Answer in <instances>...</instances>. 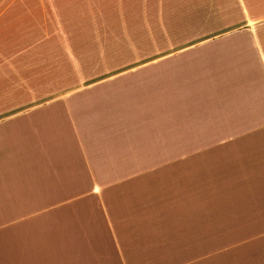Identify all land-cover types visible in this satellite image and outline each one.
Returning <instances> with one entry per match:
<instances>
[{"label":"crops","instance_id":"obj_1","mask_svg":"<svg viewBox=\"0 0 264 264\" xmlns=\"http://www.w3.org/2000/svg\"><path fill=\"white\" fill-rule=\"evenodd\" d=\"M63 10L84 60L120 64L10 99L0 0V264H264V0Z\"/></svg>","mask_w":264,"mask_h":264},{"label":"rangeland","instance_id":"obj_2","mask_svg":"<svg viewBox=\"0 0 264 264\" xmlns=\"http://www.w3.org/2000/svg\"><path fill=\"white\" fill-rule=\"evenodd\" d=\"M63 3L64 0H9L10 21L14 19L10 24L9 36L11 38L17 35V40L10 42V45L16 47L18 41L20 52L21 49L25 52V59L19 62L20 74L25 76L20 82L23 81L25 88L19 92L18 97L10 96V99L39 98L54 90L69 87L74 82H79L83 63L85 67L101 69L114 68L120 64V61L83 59L79 28L72 27L65 19ZM16 5L18 8L15 9ZM29 9H35V15L23 22L22 14ZM72 19L74 18L71 17L70 21ZM40 79H46L44 84Z\"/></svg>","mask_w":264,"mask_h":264}]
</instances>
